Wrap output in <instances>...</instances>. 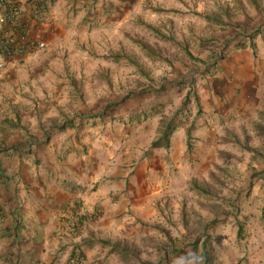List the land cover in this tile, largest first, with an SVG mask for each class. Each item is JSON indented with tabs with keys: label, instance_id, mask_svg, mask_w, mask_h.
Listing matches in <instances>:
<instances>
[{
	"label": "crops",
	"instance_id": "obj_1",
	"mask_svg": "<svg viewBox=\"0 0 264 264\" xmlns=\"http://www.w3.org/2000/svg\"><path fill=\"white\" fill-rule=\"evenodd\" d=\"M10 2L24 11L29 38L62 48L67 41L74 45L72 38L79 32L84 41L88 35L98 36L108 25L119 31L132 23L134 14H143L147 6L157 8L165 0ZM36 4L41 9L38 21L33 17ZM253 12L261 14V20L250 26L259 34L249 39L245 25L235 28L237 37L231 33L226 37L230 40L227 59L207 71L212 69L209 74L214 78L227 80L225 90L212 83L209 87L205 81L194 91L202 107L200 122L192 131L196 149L192 148L187 122H181L171 136L169 149L162 141L153 147L160 132L158 119L149 112H164L168 99L178 96L171 91L166 97L158 96L162 91L156 97L147 91L106 111L130 92L107 103L103 113L91 116L92 104L87 108L82 103L72 105L70 112H81L69 116L58 112L53 103L32 105L13 92L6 104L0 100V264H72L76 242L82 244L86 264H99L100 256L107 252L100 245L106 246L102 241L108 242L110 232L124 231L134 215H146L155 193L178 180V175L173 177L176 169L179 175L200 174L197 165L208 161L202 153L214 156L219 144L228 142L229 123L238 125L240 133L247 134L250 127L259 133L264 128V13L256 7ZM9 30L15 32L6 26L5 31ZM244 32L248 35H241ZM40 51L1 58L7 66V71H0L2 96L10 92L5 77L13 76L12 69L21 62H38V57L33 61L31 56ZM207 72L203 80L209 77ZM52 77L51 73L46 75L47 80ZM143 99L146 108L138 106ZM66 103L60 107L66 108ZM121 107L129 111L122 119L124 124H116L112 116ZM74 213L83 218L78 239L66 233Z\"/></svg>",
	"mask_w": 264,
	"mask_h": 264
},
{
	"label": "rangeland",
	"instance_id": "obj_2",
	"mask_svg": "<svg viewBox=\"0 0 264 264\" xmlns=\"http://www.w3.org/2000/svg\"><path fill=\"white\" fill-rule=\"evenodd\" d=\"M254 7L264 13V0H165L157 8L147 6L119 31L108 25L98 36L88 35L84 41L82 33H77L72 46L68 41L62 48L46 45L31 56L33 61L38 57V62H21L12 69L13 76L5 77L10 92L4 97L0 91V100L6 104L13 92L22 102L53 103L58 112L69 116L81 112H70L72 105L82 103L87 108L92 104L91 116L103 113L107 103L132 91L143 89L155 97L158 91L162 97L171 91L178 96L168 99L169 108L149 112L158 119L159 132L162 123L177 113V128L187 122L195 130L202 107L194 91L205 81L209 87L212 83L225 90L227 80L214 78L209 74L212 69L207 71L227 59L230 40L226 37L231 33L236 38L235 28L245 25L249 36L255 32L250 26L261 20V14H254ZM95 30H99L97 26ZM0 71H7L4 61ZM206 72L209 77L203 80ZM49 73L53 74L51 80L46 79ZM187 95L189 104L183 108ZM65 101L66 108L60 107ZM145 102L141 100L138 106L146 108ZM118 111L112 120L124 124L129 109ZM228 129V142L220 143L214 156L202 153L208 165H197L200 174L179 175L176 169L173 177L178 175V180L155 193L146 215H134L124 231L110 232L109 244L100 245L107 252L100 256L99 264H200L191 248L204 233L212 238L214 264H264V128L255 133L250 127L244 134L238 125L229 123ZM193 132L191 145L196 149ZM74 248L83 254L81 242L72 245V252ZM173 248L181 254H168Z\"/></svg>",
	"mask_w": 264,
	"mask_h": 264
},
{
	"label": "built area",
	"instance_id": "obj_3",
	"mask_svg": "<svg viewBox=\"0 0 264 264\" xmlns=\"http://www.w3.org/2000/svg\"><path fill=\"white\" fill-rule=\"evenodd\" d=\"M33 17L36 21L40 20L41 9L38 4L34 7ZM27 18L22 8L11 3L10 0H0V66L2 65V57H11L16 54L24 55L27 52H35L44 50L46 43L37 41L28 37L25 32L27 26ZM6 26L14 29L15 32L5 31ZM81 218L74 213L71 215L67 223V235L72 239H78L83 231ZM82 252L74 248L71 263L84 264Z\"/></svg>",
	"mask_w": 264,
	"mask_h": 264
},
{
	"label": "trees",
	"instance_id": "obj_4",
	"mask_svg": "<svg viewBox=\"0 0 264 264\" xmlns=\"http://www.w3.org/2000/svg\"><path fill=\"white\" fill-rule=\"evenodd\" d=\"M207 20L209 22H215L212 18H207ZM217 23V22H216ZM219 23V22H218ZM220 24V23H219ZM151 30H153L152 27H149ZM155 30V29H154ZM157 31V30H155ZM259 34L258 31H255L253 34H251L250 36L248 35L247 37L249 39H253L255 38L257 35ZM142 47L144 48V50L148 51V48L145 45H142ZM191 56V55H190ZM116 58H120V56L115 55ZM114 57V58H115ZM192 57V56H191ZM193 58V57H192ZM198 62H201L200 60H198ZM147 91L140 89L138 91H132L130 95H128L125 99H123L122 101L116 103V104H112L110 106L107 107L106 111L110 110V108H114L120 105V103L124 102L125 100H128L130 97H137V96H142L144 94H146ZM191 94L189 93V96ZM189 96L187 95L186 97V101L183 104V108L187 107L189 104ZM178 114V113H177ZM177 114H175L171 119H169L167 122L164 121L162 123V128H161V132L159 135V139L158 141L153 143V147H157L159 146V142H163L164 146L169 149L170 146V138L173 135L174 131L176 130L177 126V122H178V116ZM180 115H182V113H180ZM102 116V115H101ZM194 130V125L189 129V139H190V134L191 132ZM262 218L264 220V209L262 212ZM81 223L83 224V218H81ZM211 243H212V238L211 236L207 235L206 233H204L203 239H198L196 242H194V244L192 245L191 248V253L192 255L199 257L200 260V264H214L213 258L211 256L212 253V248H211ZM102 244L104 245H108L109 243L106 241H102ZM200 246V249H199ZM171 255H180L181 254V250L180 249H176L173 248L171 249V251L168 253Z\"/></svg>",
	"mask_w": 264,
	"mask_h": 264
}]
</instances>
